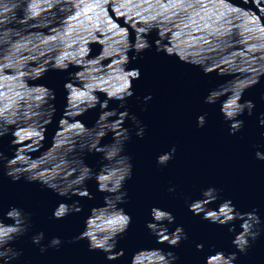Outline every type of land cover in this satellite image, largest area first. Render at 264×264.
Returning a JSON list of instances; mask_svg holds the SVG:
<instances>
[{"label":"water","instance_id":"1","mask_svg":"<svg viewBox=\"0 0 264 264\" xmlns=\"http://www.w3.org/2000/svg\"><path fill=\"white\" fill-rule=\"evenodd\" d=\"M2 2L17 7L0 16V105L13 121L16 151L28 168L49 182L66 186L74 169L80 167L85 143L95 144L102 136L103 145L116 147L125 113L114 108L118 106L115 101H110L109 109L90 105L97 99H107V93L118 92L135 67L141 76L134 81V95L125 107L145 126L140 138L136 136L137 126L131 120L126 122L132 130L125 151L132 158L133 174L125 182L127 196L120 207L132 216V223L118 237L117 250L123 249L124 256L119 259L120 254L115 253L119 259L116 261H108L101 250L90 251L86 239H73L92 225V235L103 240L119 226L110 221L123 215L111 201L103 203L104 194L97 192L94 180L87 182L94 199L73 196L68 201L78 200L83 211L54 220V207L67 198L40 183H28L23 178L13 182L0 170V203L4 207L18 205L31 213L29 232L15 244L23 251L18 264H130L136 251V260L152 264L153 248L175 252L179 259L173 264H206V257L215 251H237L227 225L203 220L189 211L188 203L198 198L203 189L215 187L220 200L231 199L241 210L261 209L264 215V161L255 157L258 147L264 151V138L260 135L264 127L258 122L264 113V49L253 47L264 45V0H223L208 6L194 2L189 6V0L184 4L171 0H109L104 5L83 0L78 9L69 6L65 11L60 10V5L48 8L38 4L37 9L42 10L31 18H26L24 11L29 0ZM225 6L237 11L225 17L227 23L212 24L209 18ZM101 8L107 13L103 25L107 39L97 24L98 19H104ZM144 16L157 18L148 23L158 22L164 30L161 43L172 47L174 40L176 51L167 56L149 49L141 54L142 59L127 66L123 50L128 41L122 37L127 33L131 39L136 29L147 27L148 23L140 19ZM205 23L209 27L205 28ZM148 38L152 42L161 39L155 28ZM180 51L187 57L185 61L180 60ZM61 56L70 58L66 61L67 71L51 68ZM257 77L260 83L248 87L243 94L244 100L255 102L253 114L245 112L239 117L244 126L232 135L220 113L219 101L206 104L204 97L220 85L223 106L231 108L228 91H239ZM47 88L56 94V112L51 122ZM149 95L151 100L145 102ZM199 115H206L203 127L197 126ZM10 139L6 136L0 141V150L8 156L13 154ZM173 145V158L167 165H157L156 157ZM84 158L86 164L99 169V154L86 153ZM105 163L108 170L99 173L101 183L112 173L119 176L126 171L125 161L118 153L113 152ZM199 204L203 208L209 202ZM153 206L175 217L174 223L165 222L169 232L182 225L188 238L175 247L158 244L146 227L152 219ZM215 207L208 206L207 211L235 215L227 203ZM90 209L92 214L85 225ZM40 231L45 233L42 244L47 245L53 236L61 237L64 243L40 253L39 246L31 240ZM197 244H203V250H198ZM237 255L234 264H264V234L246 254ZM218 260L219 257L209 256L207 264H217Z\"/></svg>","mask_w":264,"mask_h":264},{"label":"clouds","instance_id":"2","mask_svg":"<svg viewBox=\"0 0 264 264\" xmlns=\"http://www.w3.org/2000/svg\"><path fill=\"white\" fill-rule=\"evenodd\" d=\"M109 0H96L97 5L107 4ZM175 4H184L185 0H171ZM201 4L202 6L214 5L222 3L223 0H189V6L191 3ZM259 3V0H256ZM83 3V0H29L27 7L24 8L26 13V18H31L35 16L39 10L36 5L43 4L48 8L55 7L60 5V10L65 11L69 6H74L77 9ZM17 7L16 4H8L6 2L0 3V16L5 12L10 11L11 8ZM104 19L97 20V24L100 25L99 31L104 33V39H107L108 33L103 27L104 23L107 21V13L101 8ZM237 9L230 6H225L219 11L213 13V17H210L212 24L217 23H227L225 17L230 12H236ZM145 23L149 21H155L157 18L155 16H144L141 17ZM2 22V21H0ZM205 28L209 27L208 23H205ZM157 29L158 36L161 38L155 42L149 40V34L152 29ZM117 31H119L117 29ZM227 29L224 30V33L227 34ZM179 36V33H176ZM164 36V30L160 28L159 23H148L147 27L138 28L135 30V35L129 38V35L126 33L122 39L128 41V45L123 50L127 66L132 63V61L137 59H142V53L149 50L155 49L157 53H163L167 56H173L175 49V41L173 40V46L169 47L166 44L161 43V40ZM104 39L100 42L103 43ZM260 49H264V45L253 46ZM129 53H132L130 56ZM179 57L181 61H185L187 57L182 51L179 52ZM70 58L67 56H61L55 60L51 68L59 71H67L69 69V63L66 61ZM194 65L196 62H192ZM2 68V66H0ZM135 71L132 73L130 79H126L124 85L116 93H107V99L99 100L95 104L90 105L91 108L99 107L101 109H109L110 101L117 102V107L120 112L125 113V117L122 123L121 137L116 145V147L106 146L101 143V140L92 144L91 142L85 143L81 151L83 156L80 159V167L74 169L73 178L68 182V184L61 185L55 182H49L45 177L39 175V172L32 170L26 166L24 162V157L16 151L17 140L13 131V121L8 117L6 110L0 105V141L6 136H11L9 140L10 146L13 148V154L11 156L6 155V153L0 150V170L3 171V175L10 178L13 182H19L22 178L28 183H40L43 187L55 192L60 197H65L67 199L59 201L58 204L54 207L52 213V219L61 220L66 216L71 214L79 213L83 211V206L78 200H71L73 196L87 197L89 200L95 198L94 194L88 190L87 182L94 180L97 185V192L103 193V203L108 204L110 201L123 212V215L116 218L115 221H110L111 223H118V228L106 234L105 239L100 240L95 235H92L91 229L92 225H87L88 217L92 214V210H89V215L85 218L84 224L87 225V230H84L73 239L78 240H87L88 248L90 251L101 250L105 253V258L108 261H116L121 259L124 256V250H117L118 237L122 236L129 228L132 223V216L124 211L120 205L125 203V198L127 196V191L125 190V182L131 179L133 174V165L132 158L125 151V145L131 139L132 130L126 126V122L131 120L133 124L137 126L136 136L143 138L145 133V126H143L138 120L135 114L129 112L125 107L126 101L133 97L134 95V81L140 79L141 72L138 67L134 68ZM205 75H208L206 70H203ZM71 75V73H70ZM260 78L257 77L252 81V83L245 88L240 89L239 91L229 90L228 95L232 97V107L226 109L223 106V100L220 98V93L218 89L221 87L217 85L216 88L209 91V93L204 97V102L206 104H215L217 101L220 103V113L224 118L225 122L229 125V133L235 135L239 132L244 126V120L239 117L243 116L245 112L247 115L251 116L256 105L253 100H244L243 94L248 87H253L256 84L260 83ZM65 89L68 88V82L64 84ZM2 95V94H0ZM47 100L46 102L49 105L51 116L49 122H51L52 117L56 112L54 101L56 100V94L52 89L47 88L46 91ZM151 95L146 96L145 102L151 100ZM264 99V96H262ZM116 112H113V115H116ZM108 117H105L107 119ZM259 124L261 127H264V113L260 114ZM206 123V115H199L197 117V126L203 127ZM107 134L106 132L104 133ZM261 137L264 138V131L260 133ZM118 153L123 161H125L126 171L123 175L117 176L116 173L110 174L109 179L106 182L101 183L99 181V173L101 171H107L108 165L105 161H108L111 158L112 153ZM176 152V147L173 145L170 150L163 152L162 154L156 157L157 165L164 166L173 158V155ZM86 153H96L101 157L100 167L98 170H95L91 165L85 163V154ZM255 157L258 160L264 161V151L260 150L258 147L255 151ZM169 191H175L174 188H169ZM208 201L209 204L205 205L203 208L200 206L199 202ZM219 201V203H217ZM221 203H227L231 206L233 213L235 214L232 217L225 215L223 212L219 214H214L213 212L207 211L208 206L216 205L215 208H219ZM189 211L193 212L196 215H200L203 220L210 221L219 225H227L228 232L233 233L232 245L236 248L237 251L228 252L227 254L220 250L215 251L213 254H210L206 257V264L209 256L219 257L217 264H234L238 259L237 253L246 254L252 244L258 240L262 234H264V215H262L261 209H250V210H241L233 203L231 199H219L218 189L215 187H207L202 190L200 196L196 199L191 200L188 203ZM151 220L146 224V227L150 232L155 235L156 242L158 244L167 243L170 247H175L181 243L182 240H186L187 233L185 232L182 225H178L174 230L169 232L167 224L175 222V217L173 214L167 210L161 209L159 207L153 206L150 209ZM167 222V224L165 223ZM237 222H239L237 224ZM163 225V229H161ZM239 227V231H237ZM31 228V213L27 212L24 208L18 205H9L4 207L0 203V264H18L20 258L23 255V251L15 246L16 241L23 237L26 233L29 232ZM45 238V233L43 231L37 232L31 236L33 244L39 246L40 253H45L48 248H59L64 241L59 236H53L47 245L42 244L41 242ZM198 250H203V244L196 245ZM137 252V251H136ZM134 252L130 259V264H146L145 260H136ZM119 253V259L115 255ZM152 257V264H173L174 261L179 259L173 251L165 252L161 248H153V251L150 253Z\"/></svg>","mask_w":264,"mask_h":264}]
</instances>
